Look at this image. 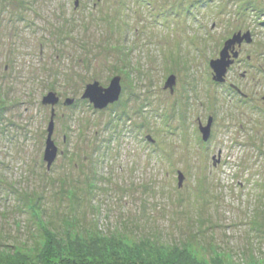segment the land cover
I'll use <instances>...</instances> for the list:
<instances>
[{
	"label": "rangeland",
	"instance_id": "374dc122",
	"mask_svg": "<svg viewBox=\"0 0 264 264\" xmlns=\"http://www.w3.org/2000/svg\"><path fill=\"white\" fill-rule=\"evenodd\" d=\"M114 263L264 264V0H0V264Z\"/></svg>",
	"mask_w": 264,
	"mask_h": 264
},
{
	"label": "water",
	"instance_id": "95a60500",
	"mask_svg": "<svg viewBox=\"0 0 264 264\" xmlns=\"http://www.w3.org/2000/svg\"><path fill=\"white\" fill-rule=\"evenodd\" d=\"M238 37L226 42L225 47L223 48L222 52L219 54V59L213 60L210 63L211 69L213 71V80L215 82L223 83L225 81V75L227 73L228 68L230 67L232 60H230L228 57V50L230 45L236 41ZM250 41V39H248ZM234 58L237 57V54H233ZM175 84L174 77H170L169 80L166 83L167 87L172 88ZM121 92V87L119 85V79L115 78L113 81H111L110 85L106 88L99 87L97 83H94L93 85H87L85 93L83 95V99H88L93 106L96 109H103L107 107V105L114 103L118 100L119 95ZM51 98V99H50ZM50 98H44L43 103L44 104H56L57 100L53 97ZM70 100L66 101L65 104H70ZM210 125L209 124L206 127L200 126V132L202 134V138L205 141L208 139L209 132H210ZM53 132V126L52 122L49 124L48 127V138L46 142V150L44 154V160L50 165L52 161L54 160L56 156L57 149L53 144V141L51 140V135ZM180 175V181L182 179V174Z\"/></svg>",
	"mask_w": 264,
	"mask_h": 264
},
{
	"label": "flooded vegetation",
	"instance_id": "af4514ba",
	"mask_svg": "<svg viewBox=\"0 0 264 264\" xmlns=\"http://www.w3.org/2000/svg\"><path fill=\"white\" fill-rule=\"evenodd\" d=\"M236 59V58H235ZM239 61V60H238ZM235 62H236V60L235 61H232V63H231V65H230V67L228 68V70L229 69H231V67L235 64ZM228 70H227V72H228ZM225 82V81H224ZM237 92L239 93V91L237 90Z\"/></svg>",
	"mask_w": 264,
	"mask_h": 264
},
{
	"label": "trees",
	"instance_id": "16d2710c",
	"mask_svg": "<svg viewBox=\"0 0 264 264\" xmlns=\"http://www.w3.org/2000/svg\"><path fill=\"white\" fill-rule=\"evenodd\" d=\"M135 259H137V258H135ZM114 264H116V263H114ZM137 264V263H136ZM140 264V263H139ZM144 264V263H143ZM145 264H150V263H145Z\"/></svg>",
	"mask_w": 264,
	"mask_h": 264
},
{
	"label": "bare ground",
	"instance_id": "6f19581e",
	"mask_svg": "<svg viewBox=\"0 0 264 264\" xmlns=\"http://www.w3.org/2000/svg\"><path fill=\"white\" fill-rule=\"evenodd\" d=\"M169 88V87H168Z\"/></svg>",
	"mask_w": 264,
	"mask_h": 264
}]
</instances>
